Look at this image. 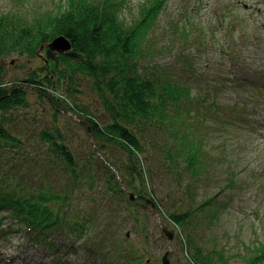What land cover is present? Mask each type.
<instances>
[{
  "label": "rangeland",
  "instance_id": "obj_1",
  "mask_svg": "<svg viewBox=\"0 0 264 264\" xmlns=\"http://www.w3.org/2000/svg\"><path fill=\"white\" fill-rule=\"evenodd\" d=\"M117 1L123 3L120 15L131 23L142 18L143 11L155 6L158 0ZM59 4L66 6L65 0H0V14H23L30 19L33 14L56 10ZM157 12L156 24L147 35L151 47V60L147 61L191 89L194 103L190 102L189 107L194 114L189 123L202 137V145L205 137L215 163L212 171L206 172L210 179L205 180V176L201 180L192 179L187 171L183 174L194 181L190 185L197 202L214 196L212 202L180 228L160 217L158 209L135 204L131 199L134 204L128 209L121 198L112 200L107 195H97V191L75 192L69 206L74 215L55 230L38 235L15 219L3 218L0 264H120L122 251L126 257L123 261L135 264L129 255V250L137 253L134 249L149 264H162L166 253L172 264H193L189 255L197 247L215 256L217 264H245L253 248L264 242V87L247 84L264 83V0H162ZM42 62L40 57L30 61L16 53L0 55L2 77L5 82L23 79ZM208 78L216 90L209 85L211 95L217 93L220 102V120H227L213 125V134L203 133V112L214 108L203 106V88L206 89ZM78 87L82 102H88L91 108L100 105L86 80L81 79ZM30 96L31 106L23 111L30 125L27 123L23 131L19 130L23 122L16 127L24 138L23 149L35 154L36 160L44 165L47 184L66 185L63 167L42 156L45 146L36 140L38 124L51 122L49 104L32 93ZM232 117L236 118L235 123L228 121ZM66 119L71 123L79 120L71 113ZM72 130L70 146L74 152L85 154L82 156L89 161L87 157L92 150L99 161L104 160L84 129L76 126ZM155 138L159 137L153 135V145ZM149 158V168L144 160L147 184L156 190V196L169 209L179 210L181 205L188 204L182 189L189 181L179 188L177 170L168 171L170 163L161 160L162 154L157 155L160 161L153 156ZM29 160L26 168L31 165V157ZM99 171H105L102 164ZM21 172L22 168L16 169V176ZM30 173L29 179L36 188L46 184L37 176L40 172L32 169ZM114 173L123 183L118 173ZM229 177L233 179L231 184L227 182ZM129 210L132 216L127 214ZM76 215L86 218L78 228L72 225ZM164 229L174 234L172 239ZM187 233L191 240L186 246ZM221 251L224 259H219ZM259 264H264V260Z\"/></svg>",
  "mask_w": 264,
  "mask_h": 264
},
{
  "label": "trees",
  "instance_id": "obj_2",
  "mask_svg": "<svg viewBox=\"0 0 264 264\" xmlns=\"http://www.w3.org/2000/svg\"><path fill=\"white\" fill-rule=\"evenodd\" d=\"M65 2L66 6L59 4L56 10L33 14L30 19L23 14H0V55L16 53L27 56L30 61L43 59L37 69L12 82L4 81L0 66V221L6 217L15 219L41 235L62 227L65 220L74 215L69 206L75 192L93 194L97 191V195H107L112 200L121 198L128 209L134 204L129 197L132 192L137 196L135 204L152 207L147 202L150 199L162 218L183 228L214 198L208 196L203 202H197L195 190L190 185L194 181L183 173L187 171L192 179L201 180L202 176L210 179L206 172L212 171L215 157L205 137L202 145V137L189 123L194 114L189 107L190 102L194 103L191 89L147 61L151 58L147 35L156 24L162 0L131 23L120 15L123 3L117 0ZM59 35L69 38L70 51L57 53L46 46ZM81 79L90 85L100 105L91 108L88 102L79 99ZM247 84L264 87L261 82ZM206 85L203 106L214 108L203 112V133L213 134V125L216 127L227 120H220V102L217 93L214 97L211 95L208 86L214 90L215 86L209 78ZM31 93L49 104L51 122L38 124L36 140L45 146L42 156L63 167L66 185L51 187L47 184L44 165L36 160L35 154L23 149L24 138L16 127L23 122L19 125V130L23 131L22 128L29 124L25 112L31 106ZM68 113L76 116L78 122H68ZM234 119L228 121L235 123ZM237 119L242 120L241 116ZM76 126L92 138L100 152L98 155L104 159L102 162L92 150V155L87 157L89 161L84 158L85 154L83 157L73 151L70 132ZM153 135L159 137L155 138V145ZM151 148L157 149L151 151ZM159 153L163 162L170 163L168 171L177 170L179 188L189 181L182 189L188 204L181 205L179 210L169 209V205L156 196V190L147 184L148 170L144 160L149 168V156L159 160ZM29 157L31 165L26 168ZM99 164L104 173H99ZM19 168L23 172L17 177L15 170ZM32 169L40 172L37 176L45 185L36 188L32 184L29 179ZM115 171L123 183L117 179ZM227 182L233 183L232 177ZM195 202L197 205L193 206ZM129 211L127 214L132 216V210ZM76 216L72 225L75 228L83 226L86 218ZM184 239L187 246L191 235L187 233ZM223 254L219 252V259H224ZM129 255L135 264H149L138 251L129 250ZM189 256L193 264H217L216 257L200 247ZM124 259L122 251L120 264H131ZM245 259V264L261 263L264 242L255 246L251 256Z\"/></svg>",
  "mask_w": 264,
  "mask_h": 264
},
{
  "label": "water",
  "instance_id": "obj_3",
  "mask_svg": "<svg viewBox=\"0 0 264 264\" xmlns=\"http://www.w3.org/2000/svg\"><path fill=\"white\" fill-rule=\"evenodd\" d=\"M46 46L50 48L51 50L55 52H60V53L68 52L72 49V43L69 40V38L66 37L65 35H59L55 37L52 41L48 42ZM135 198H136L135 195L131 193L130 199L135 200ZM147 201L151 203L153 209H156V204L152 200L147 199ZM164 232L169 236V239L173 238L174 236L173 233H171L167 229H164ZM163 264H172L170 263V260L167 257V253L163 256Z\"/></svg>",
  "mask_w": 264,
  "mask_h": 264
}]
</instances>
